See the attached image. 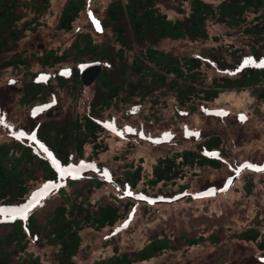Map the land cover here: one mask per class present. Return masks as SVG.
Here are the masks:
<instances>
[{"label":"rangeland","instance_id":"obj_1","mask_svg":"<svg viewBox=\"0 0 264 264\" xmlns=\"http://www.w3.org/2000/svg\"><path fill=\"white\" fill-rule=\"evenodd\" d=\"M110 1L87 0L73 29L63 32L57 29V23L67 0H52L50 8L39 17V24L25 31L24 39L14 45L13 51L0 54V63L17 54L32 61L29 70L22 67L0 71V143L31 145L40 124L45 126L55 120L64 127L67 119L91 112L96 80L82 87L75 96L70 71L77 65L69 62L53 68L41 67L36 58L50 50L61 55L80 34H89L95 44L115 57L120 45L113 31L102 27ZM204 1L217 7L225 0ZM167 4L172 8H160L169 19L184 21L188 17L190 2L172 0ZM177 6L182 14L177 12ZM21 12L24 20L20 24L35 17L30 8ZM254 18L255 15L250 14L245 24L234 28L210 21L208 40H164L155 47L179 58L201 59L202 75L208 85L221 77L234 79L241 69L259 67L264 61V41L246 33L255 24ZM93 21L99 22V31ZM137 49L136 46L126 53L129 63ZM255 51L258 54L255 55ZM214 54H220L232 68L228 70L217 63L212 57ZM248 60L254 63L245 64ZM102 65L107 71L116 67V63L107 59ZM34 82L43 84L48 95L44 101L24 106V87ZM241 117L246 119L241 120ZM99 120L102 124L100 142L107 149L105 152L95 158L92 147L86 146L77 168L64 171L59 170L57 161L45 156L57 169V182L41 178L32 184L29 195L21 203L0 204V221L24 217L16 213L11 218L9 210L34 205L27 215L35 214L38 225L35 218H25V227L30 233L25 256H37L41 264H66L61 260L58 246L49 245L41 233L37 237L31 233L36 235L37 226L45 223V212L59 203V187L71 193L74 187L66 186V182L87 175L106 182L89 195L92 205L112 203L113 196L121 195L127 212L112 228L84 229L81 246L73 258L75 264H102L115 249L118 254L137 252L155 234L170 237L180 244L176 250H167L150 261L135 264H264V256L256 244L237 238L248 229H256L264 235V171L254 170L264 168V101L259 100L252 89L227 90L213 102L197 100L185 106L178 103L175 94L157 93L145 100L126 101V94L122 93L113 107L101 113ZM215 137L220 138L221 149L203 154L221 159L220 169H186L185 179L174 185L147 187L146 182L159 158L184 150L197 151L205 141ZM140 161H143V178L132 189L125 175ZM141 196L145 199H140ZM214 236L219 238L218 243L210 241ZM199 238H203V242L198 245L186 244L185 239Z\"/></svg>","mask_w":264,"mask_h":264},{"label":"trees","instance_id":"obj_2","mask_svg":"<svg viewBox=\"0 0 264 264\" xmlns=\"http://www.w3.org/2000/svg\"><path fill=\"white\" fill-rule=\"evenodd\" d=\"M52 0H0V52L10 50L24 32L39 24V17L45 13ZM172 0H111L107 5L105 28H110L115 40L120 45L116 51V67L102 72L98 78L95 96L91 103V112L67 119L64 127L59 121H49L42 125L41 132L33 141V146L16 142L13 145L0 143V203H21L29 194L31 186L41 178L56 183L59 179L55 169L35 149L51 153L57 159L58 168L75 170L79 159L83 158L85 147L91 146L93 157L97 158L107 149L100 142L102 127L95 118L102 111L108 110L120 95L126 94V101L134 98L145 100L157 93L175 94L181 106L202 100L212 102L224 91L252 89L258 99L264 101V67L247 66L240 70L237 78L221 77L206 84L202 75V60L194 57L179 58L171 53L158 50L155 46L165 39L192 41L208 40L207 24L215 21L231 28L247 22V16L254 14L255 24L246 33L257 40L264 41V0H225L217 7L204 0H183L190 2V13L184 21H173L161 11L160 6L168 7ZM87 0H67L63 7L57 29L70 32L73 25L86 7ZM30 8L35 17L24 24L21 9ZM177 12L182 10L177 6ZM138 47L133 63L130 65L126 53ZM100 45L94 43L89 34H81L78 40L62 55L55 51L45 52L38 61L43 67L73 61L85 63L111 57ZM258 54L255 51V55ZM213 59L226 69L231 64L220 54L212 55ZM31 59L16 56L2 64L6 68L29 69ZM219 65V64H218ZM220 65V66H221ZM74 85L71 87L76 96L81 92L83 83L77 69L73 71ZM62 84V82L60 83ZM48 93L44 85L30 83L24 88L22 104L31 105L35 101H44ZM44 126V127H43ZM61 127V128H60ZM42 146V147H41ZM220 138L215 137L200 145V151L212 152L221 149ZM47 149V151H45ZM200 151L185 150L172 156L159 158L153 167L151 178L146 182L148 188L155 189L174 185L184 180L186 169L210 167L218 170L222 161L203 155ZM140 163L126 174L132 189L136 188L143 178V166ZM106 184L98 177H76L66 182L74 187L71 193L59 187L57 206L45 212V223L37 226L42 237L50 245L58 246L61 260L66 264H75L73 258L81 246V232L86 228L97 231L114 227L126 215V205L113 196L112 203L92 205L90 194ZM30 218H34L32 214ZM36 225L38 220L35 219ZM243 242H252L264 256V235L256 229H248L237 236ZM203 238L186 240L189 246L200 244ZM218 243L219 238H210ZM180 243L170 237L154 235L150 242L137 252L114 254L102 264H135L149 261L167 250H176ZM29 245L28 234L22 219L0 221V264H41L40 258L26 255ZM25 256V257H23Z\"/></svg>","mask_w":264,"mask_h":264},{"label":"snow or ice","instance_id":"obj_3","mask_svg":"<svg viewBox=\"0 0 264 264\" xmlns=\"http://www.w3.org/2000/svg\"><path fill=\"white\" fill-rule=\"evenodd\" d=\"M94 24L96 25L97 27V30L99 31L100 30V27H99V22L98 21H93ZM249 63H254L250 60L248 61H245V64H249ZM260 67H264V61H262L259 65ZM246 119L245 117H241V120H244ZM195 135H198V134H195ZM33 139H35V137H33ZM42 147V146H41ZM45 151H47V149H45ZM49 156H51V153H49ZM245 167H253L252 165H245ZM254 170H260V171H264V168H260V169H254ZM49 187V186H46V188ZM129 195H131V193H128ZM140 199H145V197L141 196L139 197ZM34 206V205H30L28 207H25V208H20V209H12V210H9V214H10V217L11 218H14V215L13 214H16V213H20V214H23V216L26 218L27 216V213L28 211L30 210V208ZM127 225H125L126 227Z\"/></svg>","mask_w":264,"mask_h":264},{"label":"water","instance_id":"obj_4","mask_svg":"<svg viewBox=\"0 0 264 264\" xmlns=\"http://www.w3.org/2000/svg\"><path fill=\"white\" fill-rule=\"evenodd\" d=\"M99 70H100L99 64H93L90 66H86L83 69V77H84L85 82L90 83L92 80H94Z\"/></svg>","mask_w":264,"mask_h":264}]
</instances>
